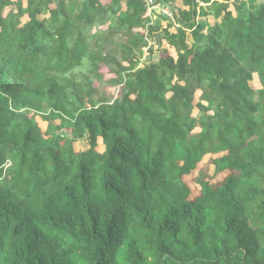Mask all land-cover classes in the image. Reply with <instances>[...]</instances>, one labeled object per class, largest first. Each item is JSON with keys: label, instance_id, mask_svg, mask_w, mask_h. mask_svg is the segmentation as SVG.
Here are the masks:
<instances>
[{"label": "trees", "instance_id": "trees-1", "mask_svg": "<svg viewBox=\"0 0 264 264\" xmlns=\"http://www.w3.org/2000/svg\"><path fill=\"white\" fill-rule=\"evenodd\" d=\"M230 1L161 34L145 0H0V264H264V0Z\"/></svg>", "mask_w": 264, "mask_h": 264}, {"label": "rangeland", "instance_id": "rangeland-1", "mask_svg": "<svg viewBox=\"0 0 264 264\" xmlns=\"http://www.w3.org/2000/svg\"><path fill=\"white\" fill-rule=\"evenodd\" d=\"M146 2L149 3V0H145ZM154 2V0H151ZM178 0H165V2L163 1H157L154 2L156 3L158 6V8H162L159 9L158 11H152L151 15V20L152 22L155 23V32L156 33H163L164 27H171L173 28V25L175 24L176 21V13H175V5L177 4ZM239 0H232L230 1L228 4H235V2H238ZM165 3L170 4V7L168 5H166ZM173 8V9H172ZM162 15H166L168 17V19L162 18ZM198 19L200 18H196V21L198 22ZM207 19L209 20V22H207L209 25L210 23H213V18L208 16ZM206 24V23H204ZM203 29H205L204 25H202ZM170 28V29H171ZM169 29V28H168ZM189 32H187L188 34ZM187 40L191 43L192 42V38L190 37V35L188 34ZM120 41V38L117 37L115 40L114 44H118V42ZM140 47L142 49V55H138L139 56V66L143 65L144 63H146L149 60V57H152L153 59H157L158 55H159V48H157L156 44L154 43V40H152V37H147L145 40H143L142 42H140ZM152 50V52H151ZM242 73L244 75H246V71H242ZM109 77V76H107ZM250 85L253 88H257L259 86L257 79L254 77L251 81H250ZM116 90L115 88L111 87V88H107L106 92H105V97H107V99H109L110 93H115ZM198 94V93H197ZM85 144L81 143V145L79 147H84ZM208 156L204 157V161L207 160ZM201 167V163L197 166V168L190 174V175H186L183 177L184 181H191L192 178L196 175L197 169ZM211 169V168H210ZM211 171V170H210Z\"/></svg>", "mask_w": 264, "mask_h": 264}, {"label": "built area", "instance_id": "built-area-1", "mask_svg": "<svg viewBox=\"0 0 264 264\" xmlns=\"http://www.w3.org/2000/svg\"><path fill=\"white\" fill-rule=\"evenodd\" d=\"M149 3L150 4H148V2H147V6H148L150 14L152 13V11H158L159 9H162L160 7L158 8L157 7L158 5L151 0H149Z\"/></svg>", "mask_w": 264, "mask_h": 264}, {"label": "crops", "instance_id": "crops-1", "mask_svg": "<svg viewBox=\"0 0 264 264\" xmlns=\"http://www.w3.org/2000/svg\"><path fill=\"white\" fill-rule=\"evenodd\" d=\"M66 1H70V0H66Z\"/></svg>", "mask_w": 264, "mask_h": 264}]
</instances>
